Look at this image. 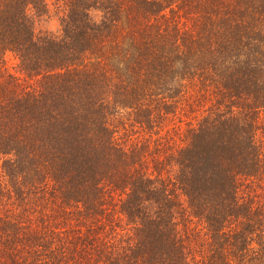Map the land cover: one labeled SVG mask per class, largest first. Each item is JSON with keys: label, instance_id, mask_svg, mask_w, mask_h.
Listing matches in <instances>:
<instances>
[{"label": "trees", "instance_id": "1", "mask_svg": "<svg viewBox=\"0 0 264 264\" xmlns=\"http://www.w3.org/2000/svg\"><path fill=\"white\" fill-rule=\"evenodd\" d=\"M0 264H264V0H0Z\"/></svg>", "mask_w": 264, "mask_h": 264}]
</instances>
